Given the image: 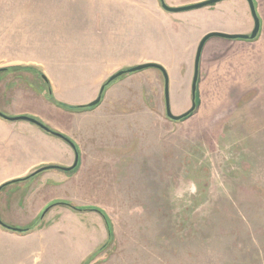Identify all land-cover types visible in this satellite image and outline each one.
Instances as JSON below:
<instances>
[{"label":"rangeland","instance_id":"374dc122","mask_svg":"<svg viewBox=\"0 0 264 264\" xmlns=\"http://www.w3.org/2000/svg\"><path fill=\"white\" fill-rule=\"evenodd\" d=\"M253 1L259 35L251 44L210 38L197 108L173 121L158 69L125 74L97 106L78 107L118 72L156 63L169 75L171 113L188 112L199 43L252 32L247 1L178 14L159 0H0L4 103H40L39 121L60 109V125L41 122L79 153L75 169H60V208L27 228L38 233L6 244L13 254L1 250L0 264H264V0ZM15 148L0 178L38 157L26 150L22 163Z\"/></svg>","mask_w":264,"mask_h":264},{"label":"crops","instance_id":"0c3cea01","mask_svg":"<svg viewBox=\"0 0 264 264\" xmlns=\"http://www.w3.org/2000/svg\"><path fill=\"white\" fill-rule=\"evenodd\" d=\"M260 20L262 22L261 17ZM262 24L263 23L260 25ZM243 32L244 35L251 34V26L246 27ZM240 43L251 44L253 42L243 41ZM54 87L55 93L60 99V82H54ZM9 96V94H0V112L6 117H30L45 125L52 132L60 134V128H58V125H52L53 127H49V125L42 123L43 121L47 123L50 119L51 121L59 124L60 109L52 110L51 108H45L43 112L47 115L44 116L47 120L42 119L43 121L41 120V122L33 117L36 112L34 110L42 109L40 103L36 104V107H32L30 102L25 100V103L20 105L21 109H16L17 107L15 104H12V106L11 104L9 105L8 103H4L3 99L5 100L6 97ZM15 100L16 99L13 101L17 105ZM62 113L63 112H61V114ZM7 134L9 136H7ZM15 134L19 136L21 141L28 143L27 146L31 147L26 150H28L30 153L34 152V154H36L38 157L34 162L23 164L24 166L20 169L17 168L16 172L12 173L10 176H2L0 178L1 187L9 182L29 177L27 180L8 185L1 189L0 220L4 224L13 228L27 229L33 226V224L38 222L40 219L43 220L47 213H49L54 208H60V166L68 165L72 160H74V164L76 160V150L64 139L41 128L37 124L22 120L10 121L0 116V165H7L9 162H11L10 155L11 153L15 152L14 141L11 139V137ZM60 140L62 142H60ZM72 143L74 144V142ZM15 149L19 151L17 154H20V159L23 158L21 162L24 163L23 160L28 155L27 151L22 148ZM16 157L18 156L16 155ZM45 167L52 168L37 173L38 170ZM48 208L49 210L45 213ZM58 212H60V210H58ZM55 221L57 220H54L52 224L56 223ZM36 232L37 228L29 232H15L4 228L0 224V251L4 250L7 254H13L11 249H7L5 247L6 244L11 243V241H15V239L24 240L27 237L33 236ZM8 258L9 256H7L6 259H2L3 264L12 263V260ZM56 259H59L60 264V256H58ZM56 259H52V262H54Z\"/></svg>","mask_w":264,"mask_h":264},{"label":"water","instance_id":"95a60500","mask_svg":"<svg viewBox=\"0 0 264 264\" xmlns=\"http://www.w3.org/2000/svg\"><path fill=\"white\" fill-rule=\"evenodd\" d=\"M161 3L162 8L169 13H183V12H189V11H194V10H199V9H203L215 4H218L222 1L225 0H206L203 2H198L195 4H191V5H187V6H183V7H170L168 6L164 0H159ZM247 1L249 4V8H250V13L252 15V18L254 20V28L251 32V34H246V35H230V34H225V33H219V32H211L208 33L199 43L198 49H197V54H196V58H195V68H194V77H193V82H192V107L188 112H185L184 114L180 115V116H175L174 114H172L171 112V108H170V96H169V75L166 71V69L164 67H162L161 65H156V63H147V64H142V65H138L136 67H132L128 70H123L118 72L117 74H115L114 76H112L111 78L108 79L107 84L115 81L118 78H121V76L128 74V73H136V72H140L143 70H147V69H158L159 71L162 72V74L164 75L163 77L165 78V105H166V113L168 118L173 120V121H180L183 120L187 117H189L191 114H193V112L196 110L197 108V102L195 99H197V90H198V82H199V75H200V63H201V58H202V54H203V50L205 49V46L207 44V42L210 40V38H223V39H228V40H242V41H253L257 38V36L260 33L261 30V20L260 17L258 16L257 13V9L255 6V3L253 0H244ZM106 86H103L101 88L100 95L99 97L92 103H90L88 106L89 107H95L97 106V104H99L102 100V96H103V91H105ZM0 116L4 117L7 120L10 121H28L34 124H37L38 126H40L41 128L55 134L56 136H59L60 138L64 139L66 142H68L75 150H76V160L75 163L73 164L72 167L69 168H60L64 171H72L73 169H75L78 166L79 163V154L78 151L75 147V145L65 136H63L62 134H58V133H54L52 132L49 128H47L45 125L41 124L40 122H38L37 120L30 118V117H26V116H20V117H14V118H10V117H6L4 114H2L0 112ZM52 167H45L42 168L40 170H38L37 173H40L42 171H45L47 169H50ZM31 177V176H30ZM28 179V178H26ZM17 181V180H15ZM13 182V181H12ZM10 183V182H9ZM8 184V183H7ZM7 184H4L3 186L0 187V191L1 189H3L4 187L8 186ZM14 184V183H13ZM11 185V184H10ZM49 210V208L45 211V213ZM44 213V214H45ZM0 224L11 231H15V232H22V229H18V228H8L6 224H4L1 220H0Z\"/></svg>","mask_w":264,"mask_h":264},{"label":"trees","instance_id":"16d2710c","mask_svg":"<svg viewBox=\"0 0 264 264\" xmlns=\"http://www.w3.org/2000/svg\"><path fill=\"white\" fill-rule=\"evenodd\" d=\"M4 71H6L5 69H3V70H0V72H4ZM107 85H109V84H105V86H107ZM86 108H89V106H82V107H78V109H80V110H83V109H86ZM20 181H22V180H17V181H13V182H10V183H8L7 185H10V184H13V183H17V182H20ZM65 205H68V204H65ZM76 209V208H75ZM7 227L8 228H13V227H10V226H8L7 225ZM30 229H22V232H27V231H29Z\"/></svg>","mask_w":264,"mask_h":264}]
</instances>
